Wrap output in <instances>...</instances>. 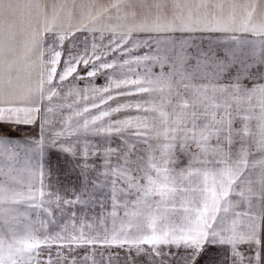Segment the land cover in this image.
Wrapping results in <instances>:
<instances>
[{
  "label": "snow or ice",
  "instance_id": "1",
  "mask_svg": "<svg viewBox=\"0 0 264 264\" xmlns=\"http://www.w3.org/2000/svg\"><path fill=\"white\" fill-rule=\"evenodd\" d=\"M49 149L78 170L69 196ZM103 189L110 211L49 231ZM210 248L264 264V0H0V264Z\"/></svg>",
  "mask_w": 264,
  "mask_h": 264
},
{
  "label": "rangeland",
  "instance_id": "2",
  "mask_svg": "<svg viewBox=\"0 0 264 264\" xmlns=\"http://www.w3.org/2000/svg\"><path fill=\"white\" fill-rule=\"evenodd\" d=\"M155 71H159V69H155ZM131 75V73H128ZM96 83L103 84L104 77H98ZM19 131L16 130V126H5V133L9 134L14 140L17 142L24 141L29 139L35 132V128H32L30 131L26 129V126H19ZM46 168L50 169V176L46 177V182L50 183L54 189H59L61 194L69 196L71 195V190L75 186L79 188L80 179L78 176V170L74 168V162L71 160L69 156L54 150L49 149L46 156ZM108 190H98L93 194L92 200L86 206L76 205L71 209L66 210L64 215H61L59 212H56V223L49 224V231L56 232L59 231L61 226L65 223L71 224L70 214L71 212L76 213V222L79 225L81 219L85 221H92L94 217L98 216L102 212L110 211V201L107 199ZM103 204V207L101 206ZM33 218L34 215H33ZM41 219H44V215L41 214ZM84 249L78 250V255L83 256L85 254ZM91 251V250H87ZM175 251V250H173ZM207 255V253H206ZM205 255V256H206ZM203 257L202 262L207 257ZM95 259L99 261L101 258L99 256V250L95 254ZM167 259V258H166ZM87 264H92V259L90 258L87 261ZM136 264H149L148 257L140 256L136 258ZM203 264H208L207 262H203Z\"/></svg>",
  "mask_w": 264,
  "mask_h": 264
},
{
  "label": "crops",
  "instance_id": "3",
  "mask_svg": "<svg viewBox=\"0 0 264 264\" xmlns=\"http://www.w3.org/2000/svg\"><path fill=\"white\" fill-rule=\"evenodd\" d=\"M208 259H205L203 262L208 264H231L230 259L227 257L226 252L223 249L219 248H210L205 256ZM201 262V264H203Z\"/></svg>",
  "mask_w": 264,
  "mask_h": 264
}]
</instances>
